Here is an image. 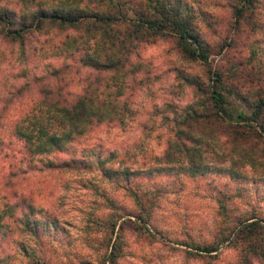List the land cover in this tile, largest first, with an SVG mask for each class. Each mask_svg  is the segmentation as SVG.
Segmentation results:
<instances>
[{"label":"rangeland","instance_id":"1","mask_svg":"<svg viewBox=\"0 0 264 264\" xmlns=\"http://www.w3.org/2000/svg\"><path fill=\"white\" fill-rule=\"evenodd\" d=\"M180 1L193 16L195 33L208 45L207 62L192 60L169 31L140 44L129 55L141 67L126 89L124 121L95 127L71 147L70 155L87 156L88 161L94 152L100 154L105 169L127 167L131 191L114 183L119 177L105 179L96 165L59 171L44 170L37 162L21 164L28 173L4 185L9 169L22 157L12 124L37 102L44 84L33 83L35 78L64 85L73 99L92 70L78 61L85 51L74 57L54 53L64 34L52 29L32 34L25 47L0 39V192L12 201L27 199L45 225L38 244L21 231L0 236V261L27 264L24 248L53 264H98L97 244L104 232L96 220L105 221L115 204L124 225L116 264H244L228 242L213 256L187 243H216L247 220L264 224V119L249 131L241 128L245 134L236 139L223 129H211L205 138L210 144L207 174L148 172L162 165L173 127L200 108L201 98L215 85V73L222 76L230 108L248 114L245 105L257 94L264 97V0H253L243 16L236 13L242 0ZM2 2L15 9L25 6L22 0ZM56 70L60 75L52 76ZM14 86H19V97L10 95ZM50 157L62 161L71 156ZM229 168L236 173L231 175ZM80 258L91 263H79Z\"/></svg>","mask_w":264,"mask_h":264},{"label":"trees","instance_id":"2","mask_svg":"<svg viewBox=\"0 0 264 264\" xmlns=\"http://www.w3.org/2000/svg\"><path fill=\"white\" fill-rule=\"evenodd\" d=\"M22 1L25 6L15 9L8 2L0 0V39L24 46L32 34L46 33L52 29L57 34H64L63 39L55 44L54 53L74 57L75 53L85 51L80 54L78 61L92 70V73L84 79L85 86L73 99H69L70 93L64 91V85L49 80L45 82L40 77L35 78L33 83L44 84L37 102L25 113H21L12 124V131L20 143L22 157L17 167L9 169L4 185L18 175L28 173L27 170L22 171L19 168L21 164L31 167L37 162L44 170L59 171H75L96 165L105 179L119 177L114 183L126 191H131L129 181L132 172L127 167L105 169L106 160L96 152L93 153L92 161H88L87 156H72V144L95 127L124 121L129 111L124 98L126 89L130 87V80L134 79L141 67L140 64L135 66L130 62L129 55L138 50L140 44L169 31L185 47L192 60L207 62L208 45L195 33L193 16L188 9L183 8L180 0ZM252 2L253 0H242L237 4V15L243 16ZM60 73V70H56L52 76H59ZM214 76L215 85L208 91V96L201 98L200 108L186 114L173 127V140L168 143L160 159L162 165L153 166L148 173L177 171L191 175L207 174L210 172L207 163L210 144H206L205 138L212 134L211 129H223L228 136L232 134L236 139L245 134L241 128H248L249 131L253 127L251 124H258L264 119V97L257 94L245 105L248 114L242 109L230 108L232 103L224 92L222 76L217 73ZM18 87L14 86L10 93L14 98L16 95L19 97ZM229 93L234 94V97L239 96L234 91ZM11 101L13 99L6 104ZM57 153L71 157L62 161L50 157ZM243 158L248 159L245 156ZM228 171L231 175L236 173L232 169ZM22 200L12 201L9 195L0 192V236L21 231L24 236L34 238L38 244L45 225L38 222V210L31 203H27V199ZM20 205L23 209L19 210ZM110 207L114 211L105 221L96 220L97 228L104 232L102 243L97 244L101 247L96 254L98 264H116L118 253L122 249L120 235L124 225L120 222L122 216L118 214L121 208L115 204ZM233 233L224 235L216 243L207 246L193 241L187 244L213 256L223 243L228 242L240 252L244 264H262L264 224L260 220L240 222ZM23 252L28 260L27 264H53L40 257L36 250L26 251L23 248ZM78 261L91 263L86 258ZM0 264L9 263L2 259Z\"/></svg>","mask_w":264,"mask_h":264}]
</instances>
